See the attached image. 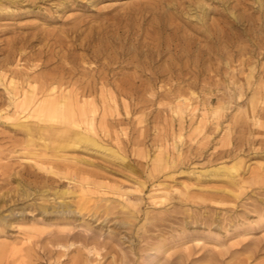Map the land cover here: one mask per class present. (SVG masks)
<instances>
[{
  "label": "rangeland",
  "instance_id": "obj_1",
  "mask_svg": "<svg viewBox=\"0 0 264 264\" xmlns=\"http://www.w3.org/2000/svg\"><path fill=\"white\" fill-rule=\"evenodd\" d=\"M0 264H264V0H0Z\"/></svg>",
  "mask_w": 264,
  "mask_h": 264
},
{
  "label": "bare ground",
  "instance_id": "obj_2",
  "mask_svg": "<svg viewBox=\"0 0 264 264\" xmlns=\"http://www.w3.org/2000/svg\"><path fill=\"white\" fill-rule=\"evenodd\" d=\"M204 12V11H203ZM94 86V85H93ZM89 91V90H88ZM66 236V235H65ZM63 238H65V237H63ZM67 239V238H66ZM62 240V239H61ZM60 243V242H59Z\"/></svg>",
  "mask_w": 264,
  "mask_h": 264
}]
</instances>
